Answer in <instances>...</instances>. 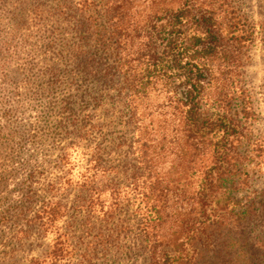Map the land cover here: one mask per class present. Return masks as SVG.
Instances as JSON below:
<instances>
[{"label": "trees", "instance_id": "16d2710c", "mask_svg": "<svg viewBox=\"0 0 264 264\" xmlns=\"http://www.w3.org/2000/svg\"><path fill=\"white\" fill-rule=\"evenodd\" d=\"M48 1L54 25L40 36L46 51L67 53L65 61L79 76L60 111L79 139L54 160L62 175L48 186L46 198L36 194L32 172L22 200L1 213L0 223L25 221L16 233L21 247L34 231L48 238L40 256L25 253L26 264H96L98 251L124 231L135 233L139 255L149 264H197L204 228L227 232L220 240L226 251L235 250L237 260L257 257L259 238L249 228L264 222V204L235 196L247 184L244 176L263 170L264 140L249 128L257 119L252 97L236 80L244 58L257 47L256 21L235 0ZM45 12L35 6L37 23ZM105 105L107 115L122 108L133 135L119 144L128 147L124 187L114 180L118 167L104 163L99 143L84 146L85 164L78 178L73 175L71 151L82 153L80 144L91 143L101 130L97 118ZM13 114L5 111L9 119ZM126 203L135 225L113 224L107 231L118 233L115 237L103 225ZM72 210L88 217L78 243L66 224ZM169 222L182 230L173 234L172 247L162 239ZM88 237V248L79 253L80 241Z\"/></svg>", "mask_w": 264, "mask_h": 264}, {"label": "rangeland", "instance_id": "374dc122", "mask_svg": "<svg viewBox=\"0 0 264 264\" xmlns=\"http://www.w3.org/2000/svg\"><path fill=\"white\" fill-rule=\"evenodd\" d=\"M235 4L258 24L257 47L244 58L240 78L236 80L252 97L257 119L250 123L249 128L256 135L255 139L263 141L264 0H235ZM35 6H42L47 10L44 13V20L40 23H37L39 21L34 14ZM53 7V3L48 0H0V216L9 205L15 206L22 200L28 186L27 179L32 172L37 173V179L33 184L36 194L39 199L46 198L48 186L62 175L55 169L54 160L62 149L79 139L75 129L66 124L64 116L60 114L63 100L74 94L72 82L79 81V76L73 73V66L65 61L68 59L67 53L62 57L46 51L40 36L41 29L54 25L49 18ZM68 36V33L64 35ZM92 87L93 85L89 86ZM90 106L92 109L95 108ZM7 109L14 111L12 119L5 116ZM108 109L109 107L105 105L104 114ZM104 114H99L97 118L101 130L93 134L91 143L84 140L80 144L82 153L71 151L76 162L73 166V175L78 178L85 164L81 162V156L86 151L84 146L99 143L105 151L104 163L118 167L120 174L114 180L124 187L125 183L127 184V178L123 173L128 163L126 161L128 147L123 144L125 141L130 142L133 137L132 131L125 125L121 107L106 116ZM120 143H123L121 147ZM261 155L259 161L262 162V173L243 177L247 184L235 194L240 202L253 201L257 206L264 204L260 203L264 200V149ZM133 168L134 166H129L128 169ZM136 169L134 168V171ZM195 181L191 182L192 186L190 184L192 193L197 190ZM75 194L72 193L69 201L75 199ZM126 205L127 203L123 205V211L110 225H103L107 226L106 231L115 225H118L119 229L126 224L131 225L130 228L134 227V221L129 220L130 210H127ZM261 216L264 219V212ZM93 221L95 226L100 228V224L94 219ZM259 221L262 222L261 219ZM87 222V214L80 215L74 210L70 212L66 224L72 226L75 242L78 243L77 238L81 236L82 226ZM24 224L25 221L18 219L5 224L0 223V264L14 262L26 264L25 253L38 257L48 245V238H43L34 231L32 238L24 242L25 247H21L16 239V233ZM164 228L162 239L164 243L166 242L165 246L172 247L175 238L173 234L180 233L181 226L169 222ZM250 229L254 230L253 237L259 238L257 240L260 251L257 257L247 262L237 260L235 250L231 248L226 251L227 247L220 240L227 237V232L204 228L200 230L202 238L197 244L202 251L197 264H264V222L261 225L253 224ZM249 230L245 231L246 238ZM107 232L118 236L114 231ZM134 235L133 231H124L106 250L101 248L95 257L96 264H149L139 255L141 253L134 241ZM90 239L92 238L88 237L80 241L82 247L79 253L88 248ZM76 260L73 259V263H76Z\"/></svg>", "mask_w": 264, "mask_h": 264}]
</instances>
